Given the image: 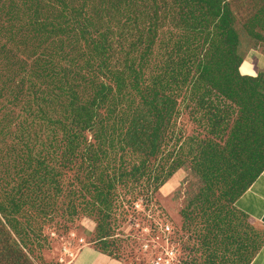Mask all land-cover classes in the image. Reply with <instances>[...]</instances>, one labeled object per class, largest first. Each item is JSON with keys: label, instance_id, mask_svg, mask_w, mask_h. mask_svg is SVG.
I'll return each mask as SVG.
<instances>
[{"label": "rangeland", "instance_id": "rangeland-1", "mask_svg": "<svg viewBox=\"0 0 264 264\" xmlns=\"http://www.w3.org/2000/svg\"><path fill=\"white\" fill-rule=\"evenodd\" d=\"M199 2L0 0V264H76L91 246L129 264H255L264 243L244 251L226 216L256 183L232 204L248 164L235 96L264 75V0H223L226 23Z\"/></svg>", "mask_w": 264, "mask_h": 264}, {"label": "trees", "instance_id": "trees-1", "mask_svg": "<svg viewBox=\"0 0 264 264\" xmlns=\"http://www.w3.org/2000/svg\"><path fill=\"white\" fill-rule=\"evenodd\" d=\"M199 4H203L201 7L202 9H204L205 7H210V10L212 12L209 15L211 17H217L219 14H222L223 15L222 20L224 23L233 19V15L231 11L228 9L227 5H223V0H200ZM58 5H61V4L59 3ZM60 9H61V6H60ZM216 12L218 14H216ZM57 28H59V25H57ZM223 31H226L225 34H220L222 37H225L223 38V41H226V44L231 43L230 47L228 48L229 52L236 59L242 60V57L238 55L239 50H238L237 45L239 46V43L235 45V42L239 38L238 32L235 30V27L230 28V30L227 31V29L224 26ZM46 43L48 44V42ZM52 44H55V43H52ZM236 81H238V79H236ZM249 89L252 91L251 94H248L250 102L248 100L244 101V99L239 95L235 96V103L237 105L242 106L240 110L241 114H239V117L237 119V122L234 128L233 138H235V161L242 160L244 158L243 160L245 161L246 159V161H248V164L246 162L245 167L240 169L235 176V184H233L234 189L231 192L232 204L236 202V200L249 188V186H251V184H253L254 182H257L258 179L264 173V75L260 82L254 84L253 86H250ZM85 110H86V107L84 106L81 107L82 112ZM247 127L250 128L251 133H254V135H249V140L247 139L245 140L244 138L245 136L244 129ZM246 145L249 146V153H247L246 151V148H245ZM241 149H243L242 152H241ZM88 150H92V151H88ZM88 150L83 151V152L84 153L85 152H88V153L95 152L94 148H91ZM86 157L90 158L89 156H86ZM65 162L64 164L66 165ZM43 169L45 173L44 177L47 178L49 172H46V171L47 169H49V167L44 166ZM40 173L41 172H39L38 177H40ZM78 174L80 175V172H78ZM239 174H240V178L237 179ZM44 177H41L39 179L44 180ZM34 179H35V175L32 176V180ZM26 182L31 183V181L29 180H26ZM41 183H46V182L43 181ZM58 191H61V190L58 189ZM19 194L20 196L17 201L22 200L25 195L23 191L21 192L19 191ZM48 197L49 196H47V198ZM47 198H43V199H47ZM214 210L215 212L213 211L211 212L210 210L209 214L210 215L215 214V216L218 218L219 217L218 212L220 210L219 209H214ZM205 211H207V209H205ZM226 217L228 219L231 218L230 222H233V221L235 222V241L236 242L239 241L241 246H243L244 251L248 249V251L251 252L253 249L261 248V245H263L264 243V239L262 238L263 239L262 242L259 240V237H262V234L259 230H257L254 227V225L249 223L248 218H250V216L248 213H245L239 208H237L235 205H232L231 211H229V215ZM210 220L211 219H209L208 221ZM210 223L212 225V222ZM243 225H247L250 228L248 229L249 235L247 238H245L240 231V228H242ZM256 240L257 242H255ZM206 243H208V239ZM206 245H209V243ZM107 253H109L110 255H113V253L109 251H107ZM214 255H215L214 253H210L208 255V258H209L208 263L211 264L215 262L213 260Z\"/></svg>", "mask_w": 264, "mask_h": 264}, {"label": "crops", "instance_id": "crops-1", "mask_svg": "<svg viewBox=\"0 0 264 264\" xmlns=\"http://www.w3.org/2000/svg\"><path fill=\"white\" fill-rule=\"evenodd\" d=\"M264 62V59H263ZM240 210L248 213L255 223L264 224V174L237 201ZM76 264H129L96 247H87L77 258ZM255 264H264V245L255 258Z\"/></svg>", "mask_w": 264, "mask_h": 264}, {"label": "built area", "instance_id": "built-area-1", "mask_svg": "<svg viewBox=\"0 0 264 264\" xmlns=\"http://www.w3.org/2000/svg\"><path fill=\"white\" fill-rule=\"evenodd\" d=\"M168 229L171 230V227H168ZM160 258H161V257H160ZM160 258H159V262H158V264H169V263H166V262H162V263H161L162 259H160Z\"/></svg>", "mask_w": 264, "mask_h": 264}]
</instances>
